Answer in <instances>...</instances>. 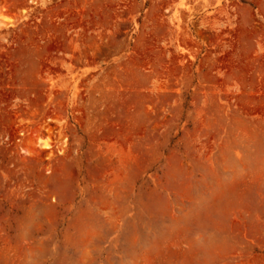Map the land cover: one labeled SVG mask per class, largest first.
Here are the masks:
<instances>
[{
  "label": "rangeland",
  "instance_id": "1",
  "mask_svg": "<svg viewBox=\"0 0 264 264\" xmlns=\"http://www.w3.org/2000/svg\"><path fill=\"white\" fill-rule=\"evenodd\" d=\"M0 264H264V0H0Z\"/></svg>",
  "mask_w": 264,
  "mask_h": 264
},
{
  "label": "bare ground",
  "instance_id": "2",
  "mask_svg": "<svg viewBox=\"0 0 264 264\" xmlns=\"http://www.w3.org/2000/svg\"><path fill=\"white\" fill-rule=\"evenodd\" d=\"M89 45L98 46V43L94 40ZM53 47H54V43L47 41V43L42 44L41 47H37V48L33 49L31 51V54H32L31 62H43V59H44L45 55L50 50H52ZM39 144H41L42 148L43 147L44 148L50 147V144L47 143L46 141H43L42 143H39Z\"/></svg>",
  "mask_w": 264,
  "mask_h": 264
}]
</instances>
